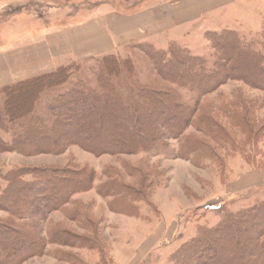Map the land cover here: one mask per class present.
I'll list each match as a JSON object with an SVG mask.
<instances>
[{"label":"rangeland","instance_id":"374dc122","mask_svg":"<svg viewBox=\"0 0 264 264\" xmlns=\"http://www.w3.org/2000/svg\"><path fill=\"white\" fill-rule=\"evenodd\" d=\"M105 1L0 0V47L30 35V31H41L51 20L64 25L86 20ZM237 2L236 6L203 14L192 22L187 36L177 33L172 40L157 45L145 42L122 49L115 54L121 60L117 73L105 71L102 56L79 62L66 82L44 88L32 114L8 124L24 134L33 117L40 119L37 133L53 135L54 114L50 108L55 96L76 86L99 98L113 88L118 95L128 86L149 92L173 88L183 105L197 107L195 121L183 138L177 139L161 132L166 128L160 127L163 121L154 113L159 103L156 98L147 99L151 103L146 118L137 117L135 121L139 131L145 129V123H141L144 119L160 122L161 144L150 151L95 155L73 145L60 154L1 152L2 187L6 185L3 173L14 166L88 167L96 171L94 186L77 193L60 210L43 214L44 210L33 208L28 218L18 219L0 209L1 221L20 226L27 222L48 240L46 253L20 264H178L173 259L176 251L200 230L217 226L223 208L238 212L264 202V88L257 86L264 83V78L259 75L260 69L241 67L237 72L251 77L248 81L230 79L202 93L204 88L180 86L165 79L150 50L151 46L167 49L176 42L207 59V70L212 72L218 54L207 32L229 29L255 42L264 52V0ZM4 98L0 93V104ZM129 102L134 108L138 97ZM0 133L5 139L13 134L9 130ZM135 133L133 138L138 140ZM128 186L137 192L129 203L118 195ZM63 233L69 236L68 242L53 241ZM228 252H222L223 256Z\"/></svg>","mask_w":264,"mask_h":264},{"label":"trees","instance_id":"16d2710c","mask_svg":"<svg viewBox=\"0 0 264 264\" xmlns=\"http://www.w3.org/2000/svg\"><path fill=\"white\" fill-rule=\"evenodd\" d=\"M207 37L218 54L214 71L207 70V59L193 55L189 49L176 42H172L167 49L150 47L154 51L151 53L154 62L158 64V71L172 84L191 85L200 90L204 88L202 93L230 79L248 81L251 77L237 72L241 67L248 70L256 66L261 71L259 75L264 78V52L257 48L255 42H248L239 37L236 31L229 29L210 30ZM102 57L105 71L110 75L117 73L120 58L115 54ZM78 64L62 65L52 72L19 81L0 90L5 95L0 104V109H3L0 112V131L3 133L9 130L13 133L11 139H5L0 133V153L60 154L73 145L95 155L140 153L159 146L162 141L161 132L177 139L183 138L187 127L195 121L197 107L183 105L179 93L173 88L163 92H149L142 88L135 91L134 87L128 86L122 95H118L113 88L109 90L113 93L108 91L103 98H99L76 86L55 96V104L50 108L54 114L53 135L37 133L40 132L37 124L40 119L33 117L28 120L24 134L8 125L20 117L32 114L44 88L66 82L72 75L71 70ZM108 85L110 83L107 82ZM257 86L264 88V83ZM135 96L138 102L131 108L129 101ZM155 98L159 104L155 105L154 113L163 121L160 127L166 130L161 131L159 121L144 119L141 123H145V129L139 131V123L135 119L146 118L151 103L147 99ZM147 101L148 105L145 104ZM134 133H138V140L133 138ZM2 178L6 185L2 187L0 181V209L13 217L24 219L28 218L33 208L37 212L36 209L44 210L43 214L64 208L77 193L94 186L96 171L88 167L61 169L14 166L3 173ZM136 194L132 186L122 187L121 192H118L128 203L134 200ZM68 237L63 233L58 237L59 240L53 241L68 242ZM48 244V240L36 231L34 225L27 222L22 226L13 225L0 220V264H20L31 256L46 253ZM226 250L229 254L224 257L222 252ZM263 258L264 202H261L238 212L223 208L218 225L200 230L197 236L176 251L173 259L178 264H264Z\"/></svg>","mask_w":264,"mask_h":264},{"label":"crops","instance_id":"0c3cea01","mask_svg":"<svg viewBox=\"0 0 264 264\" xmlns=\"http://www.w3.org/2000/svg\"><path fill=\"white\" fill-rule=\"evenodd\" d=\"M106 0L83 21L57 24L0 47V90L90 57L118 54L142 43H162L192 22L237 0ZM116 5V6H115ZM119 6L121 8H119ZM54 23V24H53Z\"/></svg>","mask_w":264,"mask_h":264}]
</instances>
